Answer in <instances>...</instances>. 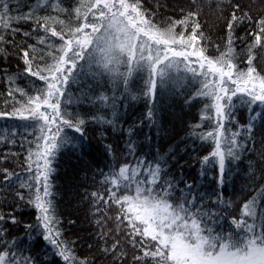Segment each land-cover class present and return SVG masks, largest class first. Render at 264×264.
I'll return each instance as SVG.
<instances>
[{
	"label": "snow or ice",
	"instance_id": "obj_1",
	"mask_svg": "<svg viewBox=\"0 0 264 264\" xmlns=\"http://www.w3.org/2000/svg\"><path fill=\"white\" fill-rule=\"evenodd\" d=\"M132 3L176 55L113 84L83 46L64 56L54 17L38 14L64 0H0V57L17 65L0 69L12 101L0 118L18 121L0 136V209L11 210L0 211V264H264V0H213L216 40L200 4L172 19L162 0ZM164 98L196 110L175 143ZM64 155L92 172L86 237L68 238L76 221L65 229L54 203Z\"/></svg>",
	"mask_w": 264,
	"mask_h": 264
},
{
	"label": "trees",
	"instance_id": "obj_2",
	"mask_svg": "<svg viewBox=\"0 0 264 264\" xmlns=\"http://www.w3.org/2000/svg\"><path fill=\"white\" fill-rule=\"evenodd\" d=\"M108 0H64V4H57V8L65 9L63 11H57L49 9L48 11L41 10L39 15H50L54 19L49 20L48 30L54 35L59 36L63 42L59 45L62 49L64 56H70L74 52H79L77 47H71L76 40L81 37L85 27L94 25V27L101 26L102 33L96 38L92 36L91 42L81 52L87 60L88 64L98 69V74H102L111 83L119 84L122 80L132 76H147L149 71L156 75L154 68L155 63L161 59L160 57L154 56L155 48L161 43L167 50L168 44L172 45L175 43L174 40L165 38L162 29H155L149 27L145 21L141 18L140 12L137 11L136 7L133 6L134 0H123L125 3V9L127 11V20L124 13L120 12L117 15L123 18L129 26L131 35L128 42L121 41L116 37L108 39V35L104 31V25L113 19V14L117 11L114 8V12L110 13L106 6L103 4ZM35 3L36 0H31ZM56 2V0H52ZM145 6L148 3H155V0H140ZM213 0H162V3L166 4L167 7L163 8L166 17L172 19L182 18L180 16L181 8L193 7L195 10V4H200L202 8L201 16L199 17L200 23L206 35H210L214 40L218 38V34L222 35L220 30L221 22L217 19L214 11L208 6ZM245 3H256L257 0H244ZM137 17V18H136ZM136 18V20H133ZM137 22V23H136ZM159 22V18L154 20ZM125 23V24H126ZM135 24L141 31H137L135 28L130 26ZM243 35V33H240ZM127 38V37H126ZM17 39H20L17 37ZM121 41V42H120ZM239 42H237L238 44ZM211 51V49H210ZM12 53V50L9 49ZM14 55V53H13ZM149 55L153 57H149ZM164 64L162 63L161 66ZM17 67L16 60L13 58L7 62L0 57V69L8 68L10 71L15 70ZM83 79V77L81 78ZM8 87L7 80L3 77V73H0V111L5 110L7 105L12 103L11 100L5 102L3 95H6V89ZM73 90L76 89V85L72 86ZM163 104L165 106V128L168 130V136L172 137V142L175 143L181 140L185 133L183 128L186 123L192 120V116L196 110H189L186 106L181 109L178 103H173L171 99L164 98ZM10 110V109H9ZM144 111L143 103L137 102L134 108L127 109V117L129 120L135 118L140 112ZM16 123L18 121L5 120L0 118V136L7 134L9 130L16 131ZM127 127V125H125ZM23 132V129H20ZM148 129L145 128V132ZM20 137H17L19 140ZM167 139V137L165 138ZM155 140V134H154ZM165 140H161L164 143ZM95 143V141H94ZM259 147V145H256ZM2 147V145H0ZM183 147V145H181ZM5 151L9 149H4ZM14 152L21 151L19 147L11 148ZM195 164V160L193 161ZM18 172L21 169H16ZM52 190L55 195L56 210L59 218L64 222L65 229L70 228L67 224V220L73 219L76 221V227L72 229L75 235L69 236L70 239H75L76 236L86 237L89 233L93 232L94 224L90 223L91 212L94 211L88 203V198L85 196V191L92 192L95 189L90 187L92 183V172H85L77 162L76 158L71 155H64L61 157L55 167V171L52 176ZM239 188V184H237ZM227 196L228 193H225ZM0 211H11L8 208L0 209ZM109 215H115V213H109ZM87 217V218H86ZM34 218L33 216L26 217ZM114 226V225H113ZM95 236L93 237V240ZM92 243L93 241H88ZM77 248L80 249L81 256L91 257V253L88 252L86 247H82L77 244ZM100 264V261H97Z\"/></svg>",
	"mask_w": 264,
	"mask_h": 264
},
{
	"label": "rangeland",
	"instance_id": "obj_3",
	"mask_svg": "<svg viewBox=\"0 0 264 264\" xmlns=\"http://www.w3.org/2000/svg\"><path fill=\"white\" fill-rule=\"evenodd\" d=\"M103 4L106 6V9L110 13L114 12L113 11L114 8L117 9L115 14H113L114 16L113 19L110 20L107 24H105L103 28L105 33L108 35V39L116 37L117 39H121V41L128 42L131 35L133 36V33L130 34L129 26L126 23V21L117 15L118 13L122 12L126 16V20H127V11L125 9L124 1L123 0H108L107 2H104ZM136 18H134L133 20H136ZM130 26H132V28H135L137 30V26L135 24H131ZM138 30L141 31V28H138ZM100 33H102L101 26L96 27V28L95 27L94 28L85 27L84 32L81 34V37L78 40H76L74 44H71V47H77L76 49L81 50L82 46L83 48H85L89 45V43L91 42L92 36L96 38L100 35ZM160 46H163V45L159 43V46L155 48V52H154V56L161 58L155 63V66H154L155 70H157V68H159L162 63L165 65L166 62L169 60L170 56L176 55V53L172 51L170 44H168L167 50L164 48H161ZM149 57H153V56L149 55Z\"/></svg>",
	"mask_w": 264,
	"mask_h": 264
}]
</instances>
